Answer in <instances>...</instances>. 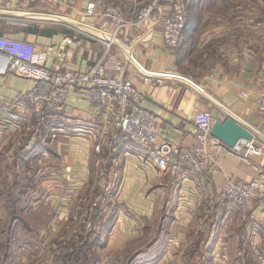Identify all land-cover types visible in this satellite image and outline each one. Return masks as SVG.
Masks as SVG:
<instances>
[{
  "label": "crops",
  "instance_id": "obj_1",
  "mask_svg": "<svg viewBox=\"0 0 264 264\" xmlns=\"http://www.w3.org/2000/svg\"><path fill=\"white\" fill-rule=\"evenodd\" d=\"M23 1L9 0L0 8V35L38 44L45 52L42 64L60 70H88L104 55L106 49L100 38L113 31V24L104 16L84 15L89 0L41 5H24ZM132 1L123 5L113 0L126 11ZM219 2L189 3L183 39L174 50L164 46L159 25L125 27L114 39L111 52L126 58V74L145 92L143 105L156 115L159 144L167 138L189 147L194 140L193 119L200 111H210L215 121L233 116L264 143V112L256 102V94L264 91V39L262 35L256 38L243 34L246 28L258 34L261 26L246 27L244 11L224 13L225 9H216ZM49 8L65 19L55 22L50 20L53 16L37 15L38 9ZM69 38L74 42L69 43ZM131 54L145 69L170 71L176 76L160 85L147 83L141 66L130 59ZM35 83L32 78L0 70V165L27 161L32 174L26 191H31L32 203L41 199L44 188L48 189L46 182L36 187L39 177L60 185L65 189L62 192L78 194L92 174L101 171L111 185L118 173L114 188L118 201L114 205L120 216L99 234L106 245L122 249L138 235H149L151 222L158 219L157 249L165 241L167 255L190 256L191 264L199 260L203 264L202 257L207 258L204 264H228L225 256H237L240 262L253 256L252 264H264V188L249 211L239 209L224 196L228 177L264 181V153L244 157L228 144H216L211 147L216 162L211 171L193 174L174 161L160 166L151 145L127 138L114 145L104 143L98 151L102 117L96 105L75 87L70 88L66 111L52 115L36 132L33 114L13 105L16 91L29 90ZM243 91L250 96H244ZM117 113L112 110L110 117ZM21 217L10 222L13 237L21 223L32 230ZM28 259L30 256L27 258L19 249L2 264H34Z\"/></svg>",
  "mask_w": 264,
  "mask_h": 264
},
{
  "label": "built area",
  "instance_id": "obj_2",
  "mask_svg": "<svg viewBox=\"0 0 264 264\" xmlns=\"http://www.w3.org/2000/svg\"><path fill=\"white\" fill-rule=\"evenodd\" d=\"M8 1L0 0V8ZM23 2L24 5H41L61 3L62 0ZM187 3L188 0H133L131 7L126 11L113 1L89 0L84 15L109 18L113 31L101 36L106 51L88 70L75 67H66L64 70L50 68L40 62L45 52L38 44L0 35V70L14 72L36 81L29 90L16 91L13 105L33 114L37 119L36 132H39L52 115L66 111L70 88H78L82 95L96 105L97 113L102 117V141L96 147L98 151H101L104 143L114 145L118 140L127 138L138 144L151 145L156 153L157 163L162 167L174 161L193 174L210 172L212 164H216L211 147L227 144L212 132L215 123L212 113H196L193 119L194 140L189 147L184 148L178 142L167 138L159 144L160 131L156 115L143 105L145 92L126 74V58L111 52L114 39L122 29L142 25H159L164 46L174 50L183 39L187 22ZM43 13L57 15L50 18L55 22L65 19L64 15L51 8L39 11L37 15L43 16ZM68 42L73 43L74 39L69 38ZM130 59L140 65L134 55L131 54ZM141 68L147 83L160 85L165 83L167 78L176 76V73L170 71H152L143 66ZM243 95L249 97L250 93L243 91ZM256 102L259 110L264 112V91L256 94ZM115 109L118 113L110 117L111 111ZM89 129L87 128L88 131ZM230 148L244 157L264 153V143L258 142L255 136L251 140L241 138ZM263 188L264 181L258 179L228 177L224 196L239 209L249 211L255 197Z\"/></svg>",
  "mask_w": 264,
  "mask_h": 264
},
{
  "label": "rangeland",
  "instance_id": "obj_3",
  "mask_svg": "<svg viewBox=\"0 0 264 264\" xmlns=\"http://www.w3.org/2000/svg\"><path fill=\"white\" fill-rule=\"evenodd\" d=\"M114 1L125 5L131 0ZM191 1L188 0L187 12ZM220 1L217 10L225 9L222 12L226 13V10L233 12L240 9L244 11L245 26H261L258 34L253 33L252 28L244 29L243 34L246 37L254 35L261 38L262 35L264 39V0ZM232 17L234 19V16ZM222 18L229 20L228 17ZM208 54L213 53L208 51ZM26 163L27 161H22L11 165V162L7 161L0 165V264L9 262L19 249L27 258L30 256L29 262L34 261V264H191L190 256L167 255L163 246L165 241L157 249L158 241L155 236L158 219L157 223L151 222L153 226L149 235L146 232L138 235L137 239L128 242L122 249L116 250L100 239L99 234L103 230L107 231L108 223L113 224L114 219L120 216L114 205L118 201L114 197L118 173L113 177L111 185L108 183V177L103 176L101 171L92 174L78 194L66 193L64 188L51 183L50 179L39 177L36 187L47 183L48 189L44 188L41 199L32 203V193L26 191L32 172ZM20 169L23 170L22 173L18 172ZM37 192L39 193V189ZM66 202L68 205H64ZM19 216L29 223L32 230L28 231L24 223H21L15 228L16 236L13 237L9 232V229L11 231L13 228L10 222ZM134 216L138 218L137 215ZM9 224L12 227H9ZM33 253H36L34 258ZM202 259L204 264L207 258ZM224 259L228 264L254 263L253 256L241 259V262L239 257L234 255L225 256ZM199 261L196 263L201 264Z\"/></svg>",
  "mask_w": 264,
  "mask_h": 264
},
{
  "label": "water",
  "instance_id": "obj_4",
  "mask_svg": "<svg viewBox=\"0 0 264 264\" xmlns=\"http://www.w3.org/2000/svg\"><path fill=\"white\" fill-rule=\"evenodd\" d=\"M212 132L230 146L235 145L241 138L251 140L255 136L249 127L233 116H228L223 121H215Z\"/></svg>",
  "mask_w": 264,
  "mask_h": 264
},
{
  "label": "bare ground",
  "instance_id": "obj_5",
  "mask_svg": "<svg viewBox=\"0 0 264 264\" xmlns=\"http://www.w3.org/2000/svg\"><path fill=\"white\" fill-rule=\"evenodd\" d=\"M43 15H44V16H48V17H52V16H53L54 18L57 16V15L55 16L54 14H44V13H43ZM61 17H62V16H60V18H61Z\"/></svg>",
  "mask_w": 264,
  "mask_h": 264
}]
</instances>
